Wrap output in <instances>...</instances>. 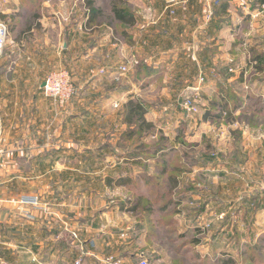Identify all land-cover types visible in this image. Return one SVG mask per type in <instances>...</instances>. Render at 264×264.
<instances>
[{"label": "crops", "instance_id": "crops-1", "mask_svg": "<svg viewBox=\"0 0 264 264\" xmlns=\"http://www.w3.org/2000/svg\"><path fill=\"white\" fill-rule=\"evenodd\" d=\"M25 1L2 5L0 15L30 19L31 12L18 17V4ZM135 3L151 6V14L159 22L142 32L138 27L143 17L137 11L136 25L128 30L136 41L132 48L122 42L115 52L100 43L91 44L84 56L92 63L94 57L99 58L104 72L99 74L93 64L86 81L90 96L72 99L62 108L66 109L62 114H56L42 92L48 72L62 63L55 49L56 39L61 37L55 14L39 12V19L21 34L28 42L15 41L5 47L0 57V249L7 245L14 250L8 252L11 259L1 257L0 264H75L78 260L81 264H137L143 259L162 264L175 255L182 257L176 247L191 244L195 238L200 242L194 248L189 244L183 248L192 251L190 259L195 261V254L199 259L213 258L212 246L205 253L197 250L201 243L194 232L197 228L181 230L179 217L185 209V198L168 224L163 222L161 205L145 201H151L152 195L143 174L154 176L156 161L131 159L119 152L109 139L111 128L107 123L78 121L102 119L105 105L124 103L126 96L135 94L140 100L137 88L142 91L160 84L168 92L163 98L181 99L196 82L201 68L219 70V78L212 80L217 96L220 84L237 83L238 76L226 77L222 67V45L228 41L229 54L243 64L240 77L261 75L258 81L249 79V91L251 96L263 99L264 105V0H180L177 4H172L173 0H127L136 7ZM49 30L53 31V43L48 39L33 42L35 33L46 35ZM77 49L68 51L72 55ZM129 55L160 69V79L142 88L132 79L133 73L119 78L117 66ZM257 84L262 86L260 92L254 90ZM125 87L131 89L126 91ZM173 110L170 108V112ZM164 111L166 108H160L155 113ZM163 124L158 129L164 132ZM215 167L207 166L204 172L215 175ZM190 168L187 174L197 169ZM179 182L181 189L180 178ZM34 195L40 198L43 209L19 201ZM141 199L144 203L136 202ZM209 202L202 208L206 209ZM161 241L168 244V253L150 254L156 243L162 253ZM48 244L53 246L49 253Z\"/></svg>", "mask_w": 264, "mask_h": 264}, {"label": "rangeland", "instance_id": "rangeland-1", "mask_svg": "<svg viewBox=\"0 0 264 264\" xmlns=\"http://www.w3.org/2000/svg\"><path fill=\"white\" fill-rule=\"evenodd\" d=\"M19 1L22 2L24 0ZM93 1L95 3L94 7L100 11V14L95 18H92L93 16L86 0H43L41 10L39 11H44L47 16L55 14L53 17L55 19L54 22L57 23L56 25L59 27L61 33L60 40L56 39L55 49L62 57L61 67L56 69L67 70L72 80H74L75 94L72 98L73 100L79 96H85L84 98L90 96L86 90V81L88 71H90L91 67L93 68V64L99 74L104 72L102 71L101 60L98 61L99 58L96 59L94 57L93 60L95 61L92 63L93 61L91 62L90 58L86 59V56H84L89 52L91 44L100 43L99 45L103 46V48L106 46L115 50V52L119 43H125L129 49L136 44L134 36L130 37L131 39L120 38L118 23L112 19L111 0ZM11 2L13 4L14 0H0V12L2 5ZM179 2L180 0H173L172 4ZM43 5L46 8H43ZM128 5L131 11H140V15L143 18L140 20L141 27L139 26L138 28L139 30H143L142 32L149 29L148 27H151L153 23L159 22L151 14L153 12L151 6H139L136 3V7L131 4ZM18 6V9H21L22 5L18 4ZM91 19L94 20L91 21ZM0 22L4 23L8 30L5 47L15 41H22L24 44L28 42L27 37L24 36L25 39L21 34L27 29V26L33 24L34 20L31 17L30 19H26V17L14 19L9 15H0ZM204 22L207 23L208 20L206 19ZM13 27L15 30H12ZM49 28L52 30V25ZM50 30L46 35L35 33L32 39L33 42H42L43 39H48L47 41L53 43V31ZM228 42V44L222 45L221 51V54H225L222 56L223 59H221L223 63L222 67H224L223 70L226 69L225 76L228 77L232 74L238 76L236 79L237 83L233 84L232 88L238 96L245 99L243 101L245 104H252L253 100L247 98L251 96L249 79L253 78L254 81H258L261 75L248 74L243 78L240 77L242 71L241 65L243 64H240L237 58L229 54L230 41ZM70 48L78 49L71 55L68 51ZM194 48H190L192 52L191 59L194 58ZM27 49L24 53L27 52ZM102 52L100 50L99 55ZM74 59L80 63H76L75 65ZM141 61L143 60L139 58L133 59L131 55L124 58L122 63H119L117 66L119 68L118 72L121 75L119 78L134 73L135 68ZM219 64L221 66V62ZM121 68H125L126 72L122 73ZM57 70L49 71L48 75ZM218 73L219 70L217 68H201L196 82L189 88V93H184L181 99L169 98L166 95L163 98V95L168 94V92L164 88L162 89L160 84L154 88L149 87L150 89L146 88L142 91L137 88L136 91L138 94H141L142 98L140 100L143 103H147L150 108L154 107V110L146 115L147 121H155L157 116H159V119L155 123L157 124L156 126L161 128L165 122L164 132L170 137L171 143L176 144L182 154H187L188 158L194 161L192 166L197 168L193 174H187V172L181 175L178 174L182 182L180 190L185 198L182 205L185 209L179 217L181 230L183 232L189 228L201 230V234L198 235L201 243L197 247L198 249H196L202 253L208 252L212 247L214 248L219 241V237H221L223 246L219 247L215 254L225 255L230 252L236 260L235 264H264V248L261 251L251 248L264 238V116L253 115L252 112L248 115L240 116L241 111L236 110L234 114L236 120L234 121L229 122V120L225 119L226 116L221 120L206 121L204 118L206 110L211 108L209 99L214 100L216 98V96L214 97V83L212 80L216 76L219 78ZM241 79L244 80L242 84L239 83ZM261 87V84H257L256 87L254 86V90L260 92ZM135 96L134 94L133 99L139 100ZM253 96L254 98L256 97V95ZM45 98L51 103L54 111L55 109L57 110L55 111L56 114L65 112L66 109H62L51 98L46 96ZM128 100L129 97L126 96L124 103L116 101L113 104L105 105L104 109H101L104 112L102 119L89 118L78 122L90 121L95 123L98 121L96 123H107L111 128L109 139L114 146L119 147L122 132L127 128V125L122 124L124 118L119 115V111ZM260 101L262 103L263 99H260ZM172 107H174V110L170 112V108ZM157 108H166V111L163 113L159 112L156 115L155 111L158 110ZM233 108V106L230 107L231 110ZM215 114L217 113L215 112ZM160 119L161 121H159ZM182 126L185 128L184 137L178 141V130ZM155 138H149L146 142L148 143V141H152ZM122 143L124 142L122 141ZM126 145L131 144L125 143ZM117 149L119 152H123L121 149ZM189 165L191 166V163ZM207 166H216L215 175L204 172ZM211 198H213L212 202ZM19 201L34 209H43L38 196L21 197ZM205 202H209L210 204L206 209H203L202 207L205 205ZM199 209L200 212L197 214V210ZM166 241L159 243L160 248L163 249L161 250L162 253L157 251L156 246L158 243H156V249H151L150 254H154L155 256L167 254L168 244ZM48 245L51 246H49L50 248L47 253L53 248L52 244ZM13 250V248L7 245L2 247L0 249V258L10 260L8 252ZM31 252H33L32 249ZM242 252L245 253L242 254ZM189 256L179 257L175 255L173 260L170 261L167 258L166 262L163 261L162 264H197ZM25 264L33 263L29 262Z\"/></svg>", "mask_w": 264, "mask_h": 264}, {"label": "trees", "instance_id": "trees-1", "mask_svg": "<svg viewBox=\"0 0 264 264\" xmlns=\"http://www.w3.org/2000/svg\"><path fill=\"white\" fill-rule=\"evenodd\" d=\"M86 1L93 16L92 18H95L100 14V11L94 7L95 3L93 0ZM111 2L112 4L110 8L113 17L112 19L118 23V34H120V38L131 39L132 36L129 34L128 30L132 29L137 22L134 12L130 10L127 0H111ZM42 3L43 0H26L18 12L19 16H16L24 17L27 12H31V19L37 20L41 16L39 11ZM93 20L94 19H91V21ZM12 30H15L14 27ZM160 73V69L150 67L144 61H141L140 64H138V66L135 68L134 73L132 74V79L136 85H140L142 88H144L150 85V83H152L154 80H157L158 78L160 79ZM242 82L243 80L241 79L239 83L242 84ZM125 88L126 91L130 89V87ZM244 94L242 95L244 96ZM216 98V100L214 99L210 101L211 110H206V114L204 116L206 121L217 119L221 120L224 118V116H226L225 119L229 120V122L234 121L236 120L234 117L236 110L241 111L240 116L248 115L250 112H252L253 115H263L264 112V105L261 103L259 98L248 96L247 98L249 100H253V103L245 104L243 102L245 99H242L241 96H238L232 86L227 84L219 85ZM231 106L234 107L232 110L230 109ZM149 108L150 107L147 103H143L141 100H136L133 99L132 96H129L128 102H126L119 111V115L124 118V121H121L122 124L127 125V128L122 132L121 139L119 141V148L123 151L122 154L126 155L128 158H138L141 160L154 159L156 161L157 166L155 175L148 177L143 174V177L147 182L146 185L152 195L151 201L149 199L145 201L150 204L156 203L161 205L162 214L164 215L163 222L168 224L173 220L172 216H175V214L178 213V208L181 206L182 199L184 198L182 191L179 188L180 182L178 174L181 175L184 172L189 171L193 163H191L190 166V162H187V154H182L176 144L171 143L169 137L164 134L163 130L158 129L156 124L147 121L146 115ZM214 110L217 114H215ZM184 131L185 128L183 126L180 128V130H178V141L184 137ZM149 138L155 139L152 141L150 140L147 143L146 140ZM121 140L124 143H122ZM125 143H130L131 145L125 146ZM136 202L144 203V199H141L140 201L138 200ZM136 207L137 205L134 207L135 211ZM197 211V213H199L200 209ZM150 213L151 212L148 211V215H150ZM194 232H196L195 235L201 234V230L198 229H196ZM218 240L219 241L217 245L214 246L215 252L219 247L223 246L222 238L219 237ZM191 241V244L190 242H185L182 245L176 247V251L182 253V256L188 257L192 251H185L183 248L188 244L192 245V248H194L195 245L200 242V240L196 238ZM245 246L248 247L247 245ZM251 248L261 251L264 248V238L259 240V243L254 244ZM244 253L245 252H242V254ZM194 256V262L197 264H235L236 262L234 256L230 254V252L225 255L214 254L211 260L207 258L199 259L197 254Z\"/></svg>", "mask_w": 264, "mask_h": 264}, {"label": "built area", "instance_id": "built-area-1", "mask_svg": "<svg viewBox=\"0 0 264 264\" xmlns=\"http://www.w3.org/2000/svg\"><path fill=\"white\" fill-rule=\"evenodd\" d=\"M263 11H264V6L262 7V12ZM256 17H258V15ZM7 36H8L7 27L4 23L0 22V56H2L4 52ZM121 72L122 73L126 72V69L121 68ZM42 91L46 97L51 98L54 102L59 104V106L64 108L74 97L75 87L69 72L67 70L60 69L50 73L47 76L46 80L44 81ZM76 264H81V260H78ZM137 264H154V263L151 262L150 260L143 259L139 261Z\"/></svg>", "mask_w": 264, "mask_h": 264}]
</instances>
